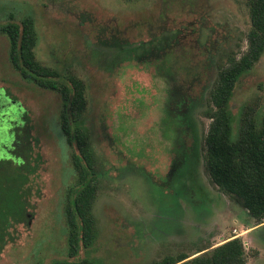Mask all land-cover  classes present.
I'll return each instance as SVG.
<instances>
[{"label": "rangeland", "instance_id": "1", "mask_svg": "<svg viewBox=\"0 0 264 264\" xmlns=\"http://www.w3.org/2000/svg\"><path fill=\"white\" fill-rule=\"evenodd\" d=\"M25 17L37 37L35 60L68 71L85 87L99 173L96 234L85 257L92 264H151L237 237L244 264H264V219L254 227L203 167L207 92L217 68L246 48V0H0V25ZM173 44L199 76L189 86L188 133L171 175L172 145L161 138L164 85L151 70L135 67V54H158ZM7 51L0 35V88L24 110L38 165L28 186L29 217L10 230L13 242L0 251V264H51L65 259L62 209L75 181L71 148L58 125V94L23 81ZM229 110L233 138L243 113L255 123L264 115V51L237 82Z\"/></svg>", "mask_w": 264, "mask_h": 264}, {"label": "trees", "instance_id": "2", "mask_svg": "<svg viewBox=\"0 0 264 264\" xmlns=\"http://www.w3.org/2000/svg\"><path fill=\"white\" fill-rule=\"evenodd\" d=\"M246 5L250 22L246 48L238 58L229 57L217 68L216 77L207 92L203 116L209 123L203 137V167L210 182L246 210L255 220L256 227L264 219V115L255 123L243 113L233 138L229 110L237 82L264 51V0H246ZM0 35L7 39L8 60L18 76L39 89L58 94V125L67 146L71 148L69 159L75 181L67 191L62 209L66 235L65 259L51 264H92L85 253L95 240L92 208L99 173L94 168L95 159L85 120L87 102L84 84L66 70L45 67L35 60L37 37L30 17L18 23L0 25ZM136 66L144 71L151 70V75L164 85L161 138L172 145L171 151H168L172 158V175L183 155V144L188 133L185 105L190 83L198 80L199 68L188 64L177 44L168 45L160 53L150 56L135 54ZM23 112L18 105H11V139L16 144L11 158L0 161V251L13 242L10 230L26 223L29 217L28 186L38 165V158L32 157L31 128L26 124L27 117ZM1 135L5 138L4 133ZM244 263L240 239L230 237L215 247L200 249L188 256H166L151 264Z\"/></svg>", "mask_w": 264, "mask_h": 264}, {"label": "flooded vegetation", "instance_id": "3", "mask_svg": "<svg viewBox=\"0 0 264 264\" xmlns=\"http://www.w3.org/2000/svg\"><path fill=\"white\" fill-rule=\"evenodd\" d=\"M8 91L6 88H0V161L8 160L11 158V151L16 144L13 139H11L12 134V123L13 116L11 115V105H19V103L14 102L8 98ZM21 108V107H20ZM1 133H4L6 138L5 142L1 141L2 136ZM14 138V137H13Z\"/></svg>", "mask_w": 264, "mask_h": 264}]
</instances>
